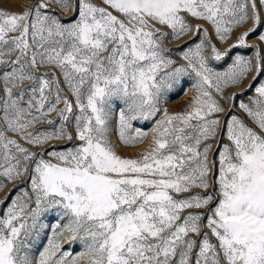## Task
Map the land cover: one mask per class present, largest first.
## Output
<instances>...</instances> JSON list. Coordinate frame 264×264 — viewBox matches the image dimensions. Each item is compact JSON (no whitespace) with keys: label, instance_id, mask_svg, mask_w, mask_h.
<instances>
[{"label":"snow or ice","instance_id":"1","mask_svg":"<svg viewBox=\"0 0 264 264\" xmlns=\"http://www.w3.org/2000/svg\"><path fill=\"white\" fill-rule=\"evenodd\" d=\"M262 13L264 0H37L0 11V191L24 182L0 212V264H264V81L248 85V102L225 94L264 73L262 49L247 43ZM249 22L232 47L253 56L212 67L232 50L213 35L225 43ZM190 34L202 38L167 47ZM186 77L193 95L170 113L162 102ZM138 121L153 124L149 147L122 157L113 129L134 147L149 136Z\"/></svg>","mask_w":264,"mask_h":264},{"label":"rangeland","instance_id":"2","mask_svg":"<svg viewBox=\"0 0 264 264\" xmlns=\"http://www.w3.org/2000/svg\"><path fill=\"white\" fill-rule=\"evenodd\" d=\"M37 2V0H0V11H6L9 13H22L23 11H25V9L31 5H34ZM95 2H99V0H95ZM51 11H56L59 12V9L53 8L51 9ZM61 18L64 21H70L72 20V13L69 12L67 15L60 13ZM262 18H264V13H262ZM191 19V18H189ZM193 24H202L203 27L208 28L209 32L212 31L211 27L209 25H207L206 23L202 22V21H197V20H192L191 21ZM252 23L249 22L248 24H246L244 27L239 28L237 30H235L232 34L230 39L227 40V42L225 43H221L214 35L212 37V42L216 45V47L221 51V52H225L228 49H232L229 53L228 56L225 59H222L220 61H215V60H210L209 63L212 67H214L216 70L218 71H223L225 70L228 65L232 62V59L235 55L239 54V55H243V56H248L251 57L253 56V49L248 47V48H233L232 46L235 44L236 42V38L237 36H239L240 34H242L245 31H248L249 29L252 28ZM259 32H264V24H261V26L257 29V32L252 33V35L248 38L247 43L249 45H257L262 49V55H264V43H261L259 41V39H257V35ZM202 37H195L194 35L190 34L186 37H184V39L180 40V41H172L170 42L167 47L170 49H178L181 48L182 46H185L187 44H189L193 39H195L197 42L199 41V39H201ZM173 57L177 60H179V56L173 52L172 53ZM43 71V69H42ZM253 76H255V72H253L252 74L249 75V77L244 81L243 85H241L240 87H232L229 88L225 91L226 95H231L232 93H243V95H239L237 97V99H242L245 102H248V98L249 96L253 95V89L255 88V86L261 82L264 81V73H262L260 75V77L257 78V80L254 82L253 81ZM252 84L253 85V89H249L248 85ZM193 95V90H192V80L190 78H184L182 83L180 85H177L172 91L168 92L166 97H165V101L162 102V107L163 108H167V110L170 113H177V112H183L189 103L190 98ZM63 105H61L62 107ZM226 108H230V105H225ZM233 112H235L237 115H243L242 113H240L238 108H234L232 109ZM55 114H53L54 118ZM160 117L158 116L157 119H159ZM135 126L136 127H140L143 130L147 131L149 133V136L147 139L144 140V142L142 144H139L137 146H125L123 144H121L119 142V140L117 139L116 135H115V128L113 129V135H112V140L114 142V144L116 145V150L117 153L125 158H140L141 153L145 152L148 147L149 144L151 142V128L153 127V124L151 121H138L135 122ZM38 128H42V129H48L51 128V125L48 124H41L37 126ZM70 131H72V129H69ZM75 135V133L73 132V136ZM225 143L227 141H224ZM79 141L73 139L72 141H67V140H62V141H53L52 144H49L47 146V149H36L38 151H45V150H51L53 147H55L56 150H63L67 147H70L74 144H78ZM215 152V149L213 150ZM47 158V157H46ZM24 182H18L17 184H7L6 187H4V189L2 191H0V201L5 202L4 204L0 205V212H2L4 210V208L7 205V202L10 201L12 199V196L9 195V193H12V195H15V189L19 188L20 186L23 185ZM8 198V201H5V198ZM49 221H51L53 218L49 217L48 218ZM46 243V237L42 236L40 238L39 241L36 242V249L35 251H38L40 248H42L44 246V244ZM63 247L68 249L70 247V250L73 253H78L79 251H81V245L79 243H75L71 246H69L68 242L65 241L63 244Z\"/></svg>","mask_w":264,"mask_h":264}]
</instances>
